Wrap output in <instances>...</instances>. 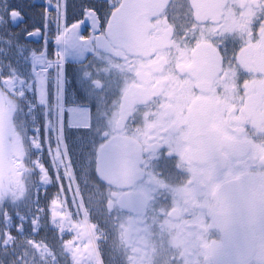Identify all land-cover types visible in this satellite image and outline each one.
Listing matches in <instances>:
<instances>
[{"label":"flooded vegetation","instance_id":"obj_1","mask_svg":"<svg viewBox=\"0 0 264 264\" xmlns=\"http://www.w3.org/2000/svg\"><path fill=\"white\" fill-rule=\"evenodd\" d=\"M106 2L68 89L104 263L264 264V0Z\"/></svg>","mask_w":264,"mask_h":264},{"label":"rangeland","instance_id":"obj_2","mask_svg":"<svg viewBox=\"0 0 264 264\" xmlns=\"http://www.w3.org/2000/svg\"><path fill=\"white\" fill-rule=\"evenodd\" d=\"M51 1L58 8L57 12L48 17V54L56 69L55 75H50V79L56 85L58 73L53 40L63 27L62 14H65L64 24L69 25L78 20L82 9H89L97 27V15L101 16L102 5L109 4L106 0ZM12 4L26 12L30 20L29 24L16 31L9 23H4V28L0 31V74L2 78L14 74L29 82L31 77L28 57L32 53H40L43 44H29L26 42V35L45 24L43 17L46 9L44 6H33L34 0H12ZM91 46H87L90 51ZM77 68L69 66L66 70L67 90ZM1 90L0 86V202H6L2 234L6 231L5 220L8 216L12 234L10 246L3 240L4 248L10 250L18 264H104L106 233L101 207L94 202L97 198L95 189L89 186L86 179L91 150L87 130L68 127L65 130V141L76 174V180H71L67 176L66 156L57 151L59 120L58 112L54 109L55 88L53 91L49 86V140L53 157L59 161L57 165H61L58 175L51 163L53 157L50 159L45 147L46 111L37 107L35 94H26L23 99L13 97L16 102L14 107ZM67 104L89 108L87 104L70 102L69 97ZM35 142L41 147V152L33 149ZM35 162L46 167L51 177V187L45 188L42 184ZM54 197H58L62 212L66 209L71 211L80 234H74L71 228H67L68 234H58L51 229L48 208ZM64 204L67 206L63 207ZM45 248L52 252L49 257L42 255L41 251Z\"/></svg>","mask_w":264,"mask_h":264},{"label":"bare ground","instance_id":"obj_3","mask_svg":"<svg viewBox=\"0 0 264 264\" xmlns=\"http://www.w3.org/2000/svg\"><path fill=\"white\" fill-rule=\"evenodd\" d=\"M36 4L44 5L46 8L45 14V27L44 31L35 30L33 31V37L35 42L42 43L43 48L40 53H33L29 59L30 64V77L32 82H27L25 78L16 75L6 76L2 79V87L7 91L11 96L17 97L18 99H23L26 94L33 92L36 95V103L37 107L44 109L46 111L45 116V147L49 152V157L54 156L53 149L50 144V132L51 125L50 119L48 116V111L50 110L49 103V90L45 92V82L51 81L49 69H54L53 62L51 61L48 50H49V42L47 33L49 32V23L48 17L53 12H57L58 8L53 4L51 0H37ZM51 9V10H49ZM65 17V16H64ZM85 19H87L91 27L97 30V27L94 25L95 21L93 16L91 15L90 10L88 9L85 12ZM21 22V19L15 22V25H18ZM81 23L73 22L69 25L63 24V27L60 29L58 35L55 37L53 41V49L54 55L56 59L55 66L59 65L57 68L58 79L55 85V94H54V109L58 112V125H59V133H58V150L62 156H66L65 166L67 167V176L71 180H76L75 169L71 163L67 143L65 141V130L66 127L69 129H86L90 124L91 117L88 116V113L85 110H82L74 105L67 104L66 98V90H67V79L65 75V71L69 66H83L88 60L92 57L93 53L88 49L87 46H91L94 43L96 38V32L94 31L90 37L85 38L81 35ZM47 41V44H45ZM69 41H75L76 47L70 49ZM65 64L67 68L65 70ZM52 65V66H51ZM66 84V87H65ZM35 151L41 152V147L35 142L32 145ZM53 157L51 159V163L53 164L54 171L56 174L60 175L59 166ZM35 167L38 168V172L42 175V184L45 188L51 187V177L47 172L46 167H44L40 162H35ZM67 204H64L63 207H66ZM51 210V229L56 231L58 234H68L67 228H71L74 234H80L78 225L76 221L72 218L71 211L66 209V211L62 212L61 206L59 204L58 197H54L50 202L49 206ZM6 236L5 240L7 242V246L11 245L12 242V234L10 233L11 229V220L6 217ZM36 226V225H35ZM77 232H75V231ZM42 255L50 256L51 251L47 248L41 251Z\"/></svg>","mask_w":264,"mask_h":264},{"label":"snow or ice","instance_id":"obj_4","mask_svg":"<svg viewBox=\"0 0 264 264\" xmlns=\"http://www.w3.org/2000/svg\"><path fill=\"white\" fill-rule=\"evenodd\" d=\"M0 3H7V0H0ZM113 10L115 9V6H112ZM51 10V9H49ZM18 11V9L15 8V6H10L8 8V14L9 16H11L14 12ZM87 10L86 9H82L81 10V15L80 17L78 18L77 21H75L76 23H81V35L82 36H89L91 35V32H92V28H91V24L90 22L85 19V12ZM93 11H98L96 9H93ZM45 44H47V41H45ZM76 47V42L75 41H69V48L72 49V48H75ZM57 68H59V65L56 66ZM67 68V65L65 64V70ZM49 74L50 75H55L56 73V69H49ZM65 75H66V71H65ZM49 86H51L53 88V91H54V87H55V82L54 81H46L45 82V92L47 93L48 90H49ZM65 87H66V84H65ZM89 128H91V125L89 126ZM107 138H105V141L106 142Z\"/></svg>","mask_w":264,"mask_h":264},{"label":"trees","instance_id":"obj_5","mask_svg":"<svg viewBox=\"0 0 264 264\" xmlns=\"http://www.w3.org/2000/svg\"><path fill=\"white\" fill-rule=\"evenodd\" d=\"M6 211V202H0V264H18L16 257L9 251L3 250L1 248L2 245V220L4 216V212Z\"/></svg>","mask_w":264,"mask_h":264},{"label":"water","instance_id":"obj_6","mask_svg":"<svg viewBox=\"0 0 264 264\" xmlns=\"http://www.w3.org/2000/svg\"><path fill=\"white\" fill-rule=\"evenodd\" d=\"M28 39H29L30 41H35V39H34V37H33L32 34H30V35L28 36Z\"/></svg>","mask_w":264,"mask_h":264},{"label":"built area","instance_id":"obj_7","mask_svg":"<svg viewBox=\"0 0 264 264\" xmlns=\"http://www.w3.org/2000/svg\"><path fill=\"white\" fill-rule=\"evenodd\" d=\"M11 16H12V19H16L15 13H13Z\"/></svg>","mask_w":264,"mask_h":264}]
</instances>
